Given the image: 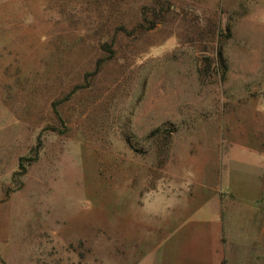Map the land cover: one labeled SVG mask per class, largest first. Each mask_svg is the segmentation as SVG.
Returning <instances> with one entry per match:
<instances>
[{"label": "rangeland", "instance_id": "374dc122", "mask_svg": "<svg viewBox=\"0 0 264 264\" xmlns=\"http://www.w3.org/2000/svg\"><path fill=\"white\" fill-rule=\"evenodd\" d=\"M217 230L264 264V0H0V264H200Z\"/></svg>", "mask_w": 264, "mask_h": 264}, {"label": "crops", "instance_id": "0c3cea01", "mask_svg": "<svg viewBox=\"0 0 264 264\" xmlns=\"http://www.w3.org/2000/svg\"><path fill=\"white\" fill-rule=\"evenodd\" d=\"M211 199L213 201L212 209L216 210V212L214 214H215L216 217H219L220 205L217 203V199H215V198H208L207 201H210ZM211 229L212 230H210V232H213V227ZM218 231L219 230L214 232L213 238L204 240L205 242H208V247H209L208 252H209V255L211 254V257L206 259L205 263H200V264H216L217 263V261H216L217 260V256L215 254V251H216L215 248L218 247L219 240L222 237V236H220L221 232H218Z\"/></svg>", "mask_w": 264, "mask_h": 264}]
</instances>
